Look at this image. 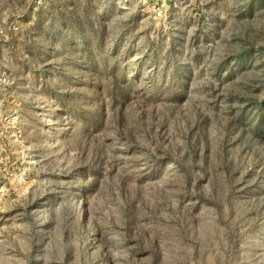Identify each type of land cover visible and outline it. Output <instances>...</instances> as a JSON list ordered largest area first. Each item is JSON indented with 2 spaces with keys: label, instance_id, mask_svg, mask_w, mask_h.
<instances>
[{
  "label": "rangeland",
  "instance_id": "1",
  "mask_svg": "<svg viewBox=\"0 0 264 264\" xmlns=\"http://www.w3.org/2000/svg\"><path fill=\"white\" fill-rule=\"evenodd\" d=\"M0 0V264H264V0Z\"/></svg>",
  "mask_w": 264,
  "mask_h": 264
},
{
  "label": "built area",
  "instance_id": "2",
  "mask_svg": "<svg viewBox=\"0 0 264 264\" xmlns=\"http://www.w3.org/2000/svg\"><path fill=\"white\" fill-rule=\"evenodd\" d=\"M47 0H32L38 6L45 4ZM125 2L133 1L138 8L147 14L153 15L155 18H164L168 14H178L182 9L181 0H122ZM2 84H7V78L2 75L0 77Z\"/></svg>",
  "mask_w": 264,
  "mask_h": 264
}]
</instances>
